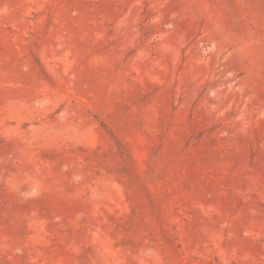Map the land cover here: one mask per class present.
Returning a JSON list of instances; mask_svg holds the SVG:
<instances>
[{
    "label": "rangeland",
    "instance_id": "374dc122",
    "mask_svg": "<svg viewBox=\"0 0 264 264\" xmlns=\"http://www.w3.org/2000/svg\"><path fill=\"white\" fill-rule=\"evenodd\" d=\"M0 264H264V0H0Z\"/></svg>",
    "mask_w": 264,
    "mask_h": 264
}]
</instances>
